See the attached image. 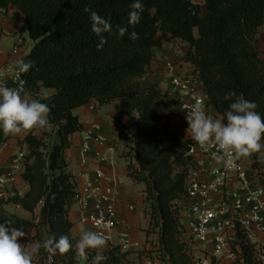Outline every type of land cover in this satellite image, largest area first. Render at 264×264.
Masks as SVG:
<instances>
[{"label":"trees","instance_id":"16d2710c","mask_svg":"<svg viewBox=\"0 0 264 264\" xmlns=\"http://www.w3.org/2000/svg\"><path fill=\"white\" fill-rule=\"evenodd\" d=\"M135 0H0V8L15 5L25 16L22 32L35 41L23 59L34 66L21 73L25 89L51 109L50 130H32L20 140L27 153L23 158L22 179L29 184L23 195L0 197V223L26 233L29 240L43 242L42 223L26 219L6 209L8 202L34 212L48 199L47 224L50 236L67 235L72 249L57 253L60 264H80L72 235L70 210L79 200L74 175L69 169L66 150L71 137L83 130L74 111L96 100L99 105L115 104L113 123L134 126L132 153L136 162L128 164V174L146 186L145 207L152 226L159 230L160 245L174 264H191L192 258L181 241L179 207L186 193L191 164L177 147L183 139L179 126L172 122L167 103L157 83L146 78L156 52L166 43L179 40L188 45L183 61L192 64L204 87L208 112L223 115L235 97L243 95L255 102L264 117V58L258 49V34L264 26V0H206V13L194 0H141L144 11L140 23L128 24ZM110 20L112 31L104 33L106 44L97 50L99 38L91 31L90 12ZM119 27L128 32L120 37ZM139 39L133 41L129 33ZM4 32L0 30V38ZM142 78H145L144 80ZM54 90L42 95V90ZM46 97V98H45ZM39 131L40 133H36ZM14 136L0 128V147ZM264 153L250 157L252 168L264 176ZM33 230L38 233L33 236ZM238 230L237 242L244 250L245 263H254V245ZM131 252L119 246L103 250L100 264H122ZM96 255L92 250L89 264ZM39 264H46L43 260Z\"/></svg>","mask_w":264,"mask_h":264},{"label":"crops","instance_id":"0c3cea01","mask_svg":"<svg viewBox=\"0 0 264 264\" xmlns=\"http://www.w3.org/2000/svg\"><path fill=\"white\" fill-rule=\"evenodd\" d=\"M24 23L25 16L15 5H10L7 9L0 8V30L4 32L0 38V78L3 80L2 84L10 88H16V84L12 79L14 71L17 69L15 62L23 60L35 45V41L30 37V34L21 31ZM258 39V49L264 58V26L260 29ZM183 55L178 51H174L171 45L167 46L165 44L156 52L151 65L147 68L149 80L157 83L158 86L165 84L164 88L169 92L171 89L170 64L176 65V73L178 74L194 72L195 67L190 63L184 62ZM199 91L204 93L203 85L200 86ZM25 92L27 91L25 90ZM53 92L54 90L43 89L42 95H51ZM27 93L31 98L35 99L33 95L29 92ZM178 98V94H176L175 98H169V107L174 113H179L180 111ZM114 111L115 104L99 105L96 100H92L89 104L79 107L74 111L80 117L84 128L71 137V147L66 150L69 169L74 175V181L80 193L84 192L88 185L110 186L114 188L119 202L117 213L118 225L114 233V240L115 243H119L121 236H125L129 242V246L124 248V251L131 252L128 260L122 264H174L160 245L159 230L151 235L148 234L152 222L145 207L146 186L143 183L136 182L128 174V164L130 162L135 163L136 160L133 153H128L131 151V145L126 141L125 128L123 126L118 127L113 123ZM208 115L213 118L220 116L209 112ZM187 128L188 124L185 119L181 123L180 129L183 139L177 143V147L181 151L185 150L186 142L192 141L191 136L187 134ZM30 132L14 136L15 138L13 137L8 143L0 147V177H4L7 183L14 181L16 179L14 176L17 173L20 174V186L21 182L24 181L22 179L24 161L23 159L19 161L18 155L26 154L27 148L22 143L18 147V141L19 139H24ZM36 133L40 132L36 131ZM88 133L92 136H101L107 141L115 140L117 142L115 165L110 163L100 164L98 162V151L106 154H110V152L107 148L100 147L94 140L89 142L91 147L90 152L85 157L83 156L82 147L86 142V135ZM84 158L86 162H84ZM184 158L189 162L191 161L189 157L185 156ZM246 164L249 174L256 177L258 183L264 187V176L252 168V160L250 158L247 159ZM100 167L105 172V176L102 179H98L96 176V171ZM202 178L206 179L207 175L203 173ZM8 185L10 184H6V192H8ZM28 190L29 184L27 183L24 189L20 187V194L23 195ZM179 202L181 204L180 207L186 209L188 205L187 198L182 197ZM17 206L20 208L21 217L36 220L43 224V229L48 228V199H45L34 212L24 210L21 205ZM83 206L84 202L78 201L70 210V219L73 222L72 235L76 242L79 239L77 225L83 223L88 230L93 231L91 224L82 221V218L86 213L94 210V202L89 201L87 209H83ZM28 215H30V218ZM37 233V230H33L32 235L35 236ZM251 240L253 242H261L264 240V235H253ZM18 242L25 245L24 237L19 238ZM198 248L201 249L203 247L198 246ZM207 249L208 254H211L213 246L209 245ZM104 250H106V247ZM55 258L57 259L56 255ZM203 258V254L200 253V259L198 258L199 261L195 264H205ZM78 261L80 264H89L87 256L81 257L78 255ZM213 262L214 264H237L234 258H230L227 255L214 258Z\"/></svg>","mask_w":264,"mask_h":264},{"label":"built area","instance_id":"2783aa9c","mask_svg":"<svg viewBox=\"0 0 264 264\" xmlns=\"http://www.w3.org/2000/svg\"><path fill=\"white\" fill-rule=\"evenodd\" d=\"M16 52V51H15ZM13 82L16 88L25 89L24 80L18 69L14 71ZM143 80L145 78H142ZM3 83L0 78V84ZM171 89L166 91L164 97L167 103V111L172 122L179 126L186 119L187 110L195 103L197 96L204 97L205 110L208 114L207 98L199 91L202 85L193 73L188 75L174 74L170 78ZM179 98V113H174L169 107V98ZM94 140L100 147L107 148L110 154L98 151L97 159L100 164L110 163L115 165L116 141H107L101 136L86 135V142L82 147L85 157L91 150L89 142ZM186 157L191 158V168L186 179L187 198L186 209L179 207L178 220L180 223V239L185 243L187 252L192 258V263H197L200 253L203 254L205 264H214L213 259L227 255L234 258L237 264H244V250L240 244H236L238 230H242L248 236L247 244L254 245V263L264 264V240L253 242V235H264V187L256 177L251 176L247 164L243 159L235 161L231 166L218 163L213 153L215 147L202 148L194 140L186 142L183 151ZM24 158V154L18 155V160ZM84 162H86L84 158ZM207 175L206 179L202 174ZM98 179L105 176L102 167L96 171ZM7 181L0 177V197L15 195L14 192H6ZM83 201V209H87L89 201L94 202V210L86 213L82 221L91 224L93 231L102 232L107 239L106 250L119 246L122 251L129 246L125 236H121L119 243H115L114 233L118 225V200L114 188L110 186L100 187L88 185L84 192H79V200ZM44 240V239H43ZM213 246V251L208 254L207 247ZM198 246L203 248L199 249ZM127 252V251H124ZM227 253V254H226ZM92 250L87 251L88 260ZM202 260V259H201ZM55 255L47 253L46 264H56Z\"/></svg>","mask_w":264,"mask_h":264},{"label":"clouds","instance_id":"9594fccd","mask_svg":"<svg viewBox=\"0 0 264 264\" xmlns=\"http://www.w3.org/2000/svg\"><path fill=\"white\" fill-rule=\"evenodd\" d=\"M131 8L128 24L135 26L140 23L144 5L141 0H135ZM85 12L91 13V31L99 38L97 50H102L107 42L104 33L112 31L110 20L89 8H85ZM127 32V27L118 28L120 37ZM129 38L135 41L139 39V34L132 31ZM15 64L19 73H27L34 66L33 62L23 60H17ZM232 97L235 100L228 110L213 118L205 110V98L197 96L186 116L187 134L202 148L215 147L217 152L213 153L214 159L225 166H231L240 159H248L254 154L264 153V117L255 110V102L248 101L242 94L237 95L235 92L227 93L225 99ZM50 112L48 104L31 98L23 88H10L0 84V128L6 136H18L36 129L50 130ZM11 224L10 220L0 223V264H33L34 257L41 248L53 256L57 253L66 254L73 247L67 235L59 238L48 236L42 243L23 245L18 241L26 233ZM77 228V254L86 257L87 250L91 249L96 251L92 264H100L106 260L107 257L103 255L107 244L106 236L102 232L88 230L83 223L77 225Z\"/></svg>","mask_w":264,"mask_h":264},{"label":"rangeland","instance_id":"374dc122","mask_svg":"<svg viewBox=\"0 0 264 264\" xmlns=\"http://www.w3.org/2000/svg\"><path fill=\"white\" fill-rule=\"evenodd\" d=\"M194 2L199 3L201 5V7H202V15H205V13H206V6H205L206 0H194ZM166 45L167 46L171 45L172 48L174 49V51H178L181 54H185V52L188 50V45L183 43V42H181V41H179V40H173L171 42L166 43ZM169 70L171 72L170 78H171L172 75L178 74V73H176L177 67H176L175 64H170L169 65ZM188 74H191V73L188 72V73L179 74V75H188ZM146 78H148L147 75H146ZM164 87H165V84L159 86V91H160V93L162 95L166 92ZM124 122H125L124 123L125 124L124 125L125 138H126V141L129 143V145H131L130 146L131 147V151L128 152V153L131 154L132 153V147L134 145L133 134H132L133 130H134V126H133L132 121L130 119H126ZM262 142H264V141H262ZM18 147H20V139L18 141ZM116 147H117V142H116L115 149H116ZM114 154H115V150H114ZM115 158H116V155H115ZM243 161L246 163L247 159H243ZM14 177L16 178L14 181L6 183V184H10V185L7 186V190H8V192H14V193L18 192L20 194V187H21V189H24V187L26 186L27 183L25 181H23V182H21V186H20V174L17 173V174H15ZM5 188H6V185H5ZM180 205H181L180 202H178L177 203V207H180ZM6 209L8 211H10L12 213H15V214L20 216V208L17 206V204L12 203V202H8L6 204ZM28 217L30 218V215H28ZM43 228H41L42 240L45 239V237L50 236L49 226H48V228L47 227L45 229H43ZM157 231L158 230H156L155 233ZM24 240H25V245H27V246H30L33 243L39 242V241L34 240V239H32V240L26 239L25 237H24ZM46 257H47V252L43 248H41L39 254L34 257L33 264H39L38 262L40 260H43V262L45 263L46 262ZM56 264H58V263H56Z\"/></svg>","mask_w":264,"mask_h":264}]
</instances>
